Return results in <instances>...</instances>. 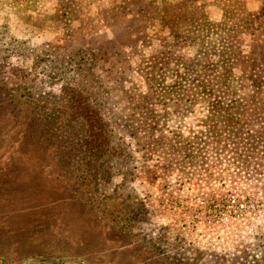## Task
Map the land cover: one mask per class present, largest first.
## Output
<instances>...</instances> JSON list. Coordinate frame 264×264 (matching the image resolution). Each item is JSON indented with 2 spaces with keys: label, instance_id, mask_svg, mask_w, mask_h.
<instances>
[{
  "label": "rangeland",
  "instance_id": "rangeland-1",
  "mask_svg": "<svg viewBox=\"0 0 264 264\" xmlns=\"http://www.w3.org/2000/svg\"><path fill=\"white\" fill-rule=\"evenodd\" d=\"M208 130L262 145L236 186ZM201 187L253 195L241 246L176 235ZM0 264H264V0H0Z\"/></svg>",
  "mask_w": 264,
  "mask_h": 264
},
{
  "label": "built area",
  "instance_id": "built-area-1",
  "mask_svg": "<svg viewBox=\"0 0 264 264\" xmlns=\"http://www.w3.org/2000/svg\"><path fill=\"white\" fill-rule=\"evenodd\" d=\"M253 131H203L195 132L191 138L194 153L195 184L207 182L236 186L224 168H239L246 165V155L262 148L255 141ZM198 189L197 194H187L182 201L186 210L183 218L172 225L176 235L190 246L204 252L225 254L239 247L248 233L245 221L255 213L253 195L241 194L231 188L224 196H209ZM170 227L168 224H161Z\"/></svg>",
  "mask_w": 264,
  "mask_h": 264
},
{
  "label": "trees",
  "instance_id": "trees-1",
  "mask_svg": "<svg viewBox=\"0 0 264 264\" xmlns=\"http://www.w3.org/2000/svg\"><path fill=\"white\" fill-rule=\"evenodd\" d=\"M95 144H97V142H96L95 140L90 141V145H91V146H92V145H95Z\"/></svg>",
  "mask_w": 264,
  "mask_h": 264
}]
</instances>
